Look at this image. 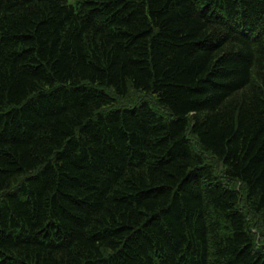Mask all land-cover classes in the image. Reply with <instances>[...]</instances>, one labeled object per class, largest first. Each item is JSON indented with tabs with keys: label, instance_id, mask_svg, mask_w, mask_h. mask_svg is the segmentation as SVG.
Masks as SVG:
<instances>
[{
	"label": "trees",
	"instance_id": "obj_1",
	"mask_svg": "<svg viewBox=\"0 0 264 264\" xmlns=\"http://www.w3.org/2000/svg\"><path fill=\"white\" fill-rule=\"evenodd\" d=\"M0 264H264V0H0Z\"/></svg>",
	"mask_w": 264,
	"mask_h": 264
}]
</instances>
